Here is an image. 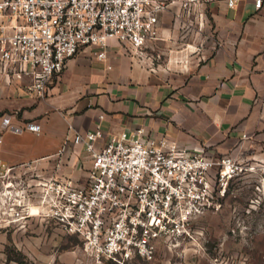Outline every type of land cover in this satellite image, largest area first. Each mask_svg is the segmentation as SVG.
<instances>
[{
    "label": "crops",
    "instance_id": "crops-1",
    "mask_svg": "<svg viewBox=\"0 0 264 264\" xmlns=\"http://www.w3.org/2000/svg\"><path fill=\"white\" fill-rule=\"evenodd\" d=\"M164 1L157 39L141 50L112 39L106 58L83 48L44 98L0 64V173L86 185L92 158L74 139L98 125L102 143L144 129L208 156L264 161V0Z\"/></svg>",
    "mask_w": 264,
    "mask_h": 264
},
{
    "label": "built area",
    "instance_id": "built-area-1",
    "mask_svg": "<svg viewBox=\"0 0 264 264\" xmlns=\"http://www.w3.org/2000/svg\"><path fill=\"white\" fill-rule=\"evenodd\" d=\"M262 3L256 0L258 8ZM168 6L164 0H0V64L5 72L31 77L28 90L44 98L83 48L99 46L98 57L106 58L112 39L138 50L157 39ZM104 137L100 125L75 136L92 158L86 185L36 169L22 182L39 187L36 214L78 236L100 263L152 259L159 245L177 246L206 212L220 210L229 181L245 170L236 157L208 156L144 129L102 143ZM12 204L11 212L22 216L19 203Z\"/></svg>",
    "mask_w": 264,
    "mask_h": 264
},
{
    "label": "rangeland",
    "instance_id": "rangeland-1",
    "mask_svg": "<svg viewBox=\"0 0 264 264\" xmlns=\"http://www.w3.org/2000/svg\"><path fill=\"white\" fill-rule=\"evenodd\" d=\"M261 153L239 159L245 170L229 181L220 210L206 212L193 226L191 237L171 248L159 245L152 259L125 264H264ZM28 179L29 173H0V264H118L97 262L86 254L78 236L66 233L55 219L37 215L39 187L22 183ZM14 202L22 216L11 212ZM28 206H33L32 216Z\"/></svg>",
    "mask_w": 264,
    "mask_h": 264
},
{
    "label": "bare ground",
    "instance_id": "bare-ground-1",
    "mask_svg": "<svg viewBox=\"0 0 264 264\" xmlns=\"http://www.w3.org/2000/svg\"><path fill=\"white\" fill-rule=\"evenodd\" d=\"M34 212H35V213H38V211H37V209H36V208L34 209ZM34 212H33V213H34Z\"/></svg>",
    "mask_w": 264,
    "mask_h": 264
}]
</instances>
